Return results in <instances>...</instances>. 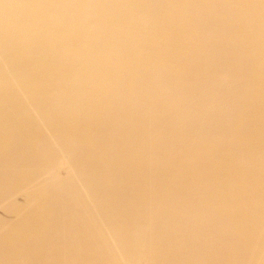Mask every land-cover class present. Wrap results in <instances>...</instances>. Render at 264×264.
<instances>
[{"label": "bare ground", "instance_id": "bare-ground-1", "mask_svg": "<svg viewBox=\"0 0 264 264\" xmlns=\"http://www.w3.org/2000/svg\"><path fill=\"white\" fill-rule=\"evenodd\" d=\"M0 264H264V0H0Z\"/></svg>", "mask_w": 264, "mask_h": 264}, {"label": "rangeland", "instance_id": "rangeland-1", "mask_svg": "<svg viewBox=\"0 0 264 264\" xmlns=\"http://www.w3.org/2000/svg\"><path fill=\"white\" fill-rule=\"evenodd\" d=\"M22 202V201H21Z\"/></svg>", "mask_w": 264, "mask_h": 264}]
</instances>
